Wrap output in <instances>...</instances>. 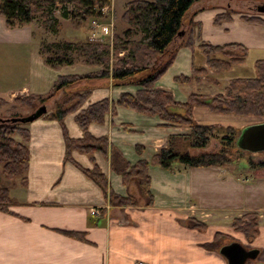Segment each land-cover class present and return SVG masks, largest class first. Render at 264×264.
Returning <instances> with one entry per match:
<instances>
[{
  "label": "crops",
  "instance_id": "crops-1",
  "mask_svg": "<svg viewBox=\"0 0 264 264\" xmlns=\"http://www.w3.org/2000/svg\"><path fill=\"white\" fill-rule=\"evenodd\" d=\"M116 1L111 0L114 7ZM221 12L224 9L219 7L190 17L196 23L194 48L181 46L184 34L179 37L174 57L155 83L156 88L170 91L179 102L192 93L186 88L195 81L178 83L176 78L189 76L193 64H205L199 47L204 41L203 24L215 31L214 45L238 42L226 38H232V32H240L255 39L258 48L264 47V27L233 16V20L216 24L214 16ZM37 22L32 20L9 30L0 17V44L9 41L11 35L27 52V76L18 74V70L11 73L21 79L22 94L42 95L50 91L59 75L86 74L98 69L80 62L55 67L45 64L39 41L31 35ZM188 24L183 23L184 33ZM238 39L246 44L241 37ZM180 47L187 49L179 50ZM200 52L202 56L197 57ZM138 89L132 82L114 84L110 80L76 86L88 96L77 110L64 117L63 125L70 137H82L76 113L107 98L111 109L101 123H90L88 132L93 137H107L108 156L99 151L85 154L72 150L71 159L67 160L62 123L40 117L25 126L29 132L28 168L23 182L8 187L11 199L4 209L0 208V264H227L219 247L205 249L203 243L217 232L229 234L232 220L249 212L259 213V235L264 242V167L248 166L235 171L228 166L173 164L164 169L152 165L148 170L149 202H110V192L135 196L136 185H124L121 175L111 168L110 147L134 165L140 160L150 161L160 148L167 146L171 135L188 133L185 128L164 125L158 116L117 105L121 94H135ZM74 162L84 168L98 166L107 178V192L87 178ZM88 207H97L99 214L91 215ZM189 218L204 223L205 230L187 226ZM66 231L77 232L81 237ZM256 248L260 253L264 251L260 246Z\"/></svg>",
  "mask_w": 264,
  "mask_h": 264
},
{
  "label": "trees",
  "instance_id": "trees-1",
  "mask_svg": "<svg viewBox=\"0 0 264 264\" xmlns=\"http://www.w3.org/2000/svg\"><path fill=\"white\" fill-rule=\"evenodd\" d=\"M202 1L204 0H131L127 3V8L121 16L128 27L121 34H114L111 42L102 40H91L84 43L57 41L41 45L40 53L45 55L44 61L51 67L73 64L76 56L81 57L83 61H92L98 65L97 70L86 74L59 75L47 94L28 97L31 102L30 106L36 108L40 104H45L47 99L66 92L63 102L55 104V108L48 110L42 117L55 119L62 123L67 160L71 159L72 150L85 154L99 151L108 156L107 137H93L88 132L90 123H101L106 113L111 109L112 104L107 98L96 101L76 113V123L83 133L80 138H72L68 135L63 125V119L68 113L77 110L88 96V92L76 90L77 85L82 82L110 80L114 84L132 82L139 86L135 94H121L117 105L142 114L156 115L162 119L166 126L187 127L189 130L186 135L184 134L185 136L171 135L168 138L167 146L160 148L150 161L140 160L134 165H130L120 151L110 147L111 168L121 175L124 185L136 184L148 202L151 200L148 170L152 165L168 169L173 164L187 167L230 164L233 149L237 147L235 145V129L232 126H227L224 133L217 137L215 125L194 121L193 109L195 106H204L218 113L263 117L264 58L255 60L253 76L233 78L227 85L225 94L209 97L192 93L184 102H179L169 91L155 87V83L174 57L178 33L182 30L186 13L194 4ZM98 3L102 6L110 4L111 0H0V16L4 18L9 27L21 26L32 20H37L42 23L47 32L56 34L60 26V21L55 15L56 5H62L61 16L63 18L70 16L66 10V4H71L75 9L81 11L86 10L87 15L101 17L103 12L101 7L100 9L96 8ZM231 14L230 10L227 13L217 14L214 22L219 24L224 20L230 21ZM243 20L249 24L264 27V19L261 17L243 15ZM195 28L196 23L190 20L180 42L181 46L194 48V39L197 36ZM137 34H140L141 37L136 41H130L131 37ZM80 47H85V49L81 50ZM199 47L206 55L208 65L213 69H230L232 65L241 64L246 59V50L240 43L214 45L200 42ZM239 48L243 50L242 54L236 52L235 49ZM111 50L115 53L113 54L115 55L114 63L110 61ZM119 51L126 52L127 56L119 57ZM218 54H221L222 57ZM225 57L227 58L225 59ZM192 72L193 74L203 73L204 68L193 64ZM176 80L186 83L197 79L179 76ZM70 101L72 103L66 105ZM15 135H18L19 139ZM216 137L219 140V148L216 151H205L198 154L184 151L185 146L183 145L185 144L180 141L185 138L189 141L190 146L204 148L212 138ZM28 141L29 132L21 123H0V164L8 178H12L13 181L19 179L20 182H23L26 178L29 162ZM74 164L105 193L107 192V178L98 166L84 168L75 162ZM249 167L262 168L264 161L249 162ZM10 199L9 188H0L1 209L5 208L6 202ZM110 202L114 205H135L138 200L132 195L123 197L110 192ZM257 217V214L251 212L236 217L232 221L233 229L242 232L247 238H255L259 233ZM187 221L190 222L191 227L199 229L206 227L204 223L193 218H189ZM66 233L81 237V234L77 232L66 231ZM221 235L222 233L217 232L215 238L222 237Z\"/></svg>",
  "mask_w": 264,
  "mask_h": 264
},
{
  "label": "rangeland",
  "instance_id": "rangeland-1",
  "mask_svg": "<svg viewBox=\"0 0 264 264\" xmlns=\"http://www.w3.org/2000/svg\"><path fill=\"white\" fill-rule=\"evenodd\" d=\"M127 3L128 2H125V0L122 1L117 0L115 5L116 8L113 6V3L102 6H100V3H98L96 5V8L99 9V7H101V11L103 12L101 17L87 15L88 12L86 10L81 11L79 9H75V7L71 4H66L65 5L66 10L69 12L70 15L69 18H63L61 16L62 5L58 4L56 5V11H55V15L60 21L58 32L56 34H51L50 32L44 30L42 23L37 22L39 26L36 23L33 24V31H31V35L34 40L39 41L40 47L43 43H47V42L50 43L57 41L84 43L85 41L87 42L91 40H95V41L102 40V41L111 42L114 38V34H121L128 27L125 21H123V19L121 18L123 12L127 8ZM262 5H264V0H204L202 2H198L194 4L188 10L183 20L184 22L189 23L190 17L194 16V14L206 10L209 11L216 10L217 8L222 7L224 9V12L221 13H227V11L230 10L232 11L231 16H233L235 19L241 18L243 22L249 24L248 22L243 20V15L258 16L264 19V12L257 10V8ZM104 6H107V8L105 9ZM102 7H104L103 10ZM113 10H115L114 13ZM215 17L216 14L214 16V19ZM231 20H233L232 17ZM5 26L9 30H14L16 28H19V26L9 27L6 24ZM9 30H7V32H10ZM214 32L215 31H213L212 28L207 27L203 24V28L201 32L202 38L204 40L203 42L214 44L213 39L217 37V35ZM229 36H231L232 38H226L227 40L238 41L236 43H240L244 46L246 50L245 61L241 64L232 65L230 69H225V70L221 68L213 69L210 65H208L207 60L204 59L203 57L205 64H202L201 67L204 68V72L193 74V72L191 71V74L189 76H185L187 78L194 77L195 79H197L195 80L196 82L195 84L186 88V91L191 89L192 93L213 97L216 96L217 94H225V89L233 78L251 77L255 74L254 62L256 59L264 58V47L258 48L257 45H255L257 44L256 40L251 38L250 36L245 35V33L232 32V35ZM140 37H141L140 34L134 35L133 37H131L130 41H136ZM179 37H182V35L181 36L178 35L177 39H179ZM238 37H241L244 40L243 42H245L246 44L239 42L240 40L238 39ZM8 38L10 39L9 41L6 40V42L0 44V89H2V91H0V118L23 116L29 114L35 109L32 108V106H30L31 102L28 100V97L33 96V94H28V93L22 94L19 90L21 86V79L15 76L14 74L11 75L12 72L18 70V74L21 73L22 76L23 75L24 77L27 76L26 74L29 68V66L27 65L28 62L27 52L25 51L24 47L18 45V41L14 39L11 35H8ZM80 48L81 50L85 49V47L83 48L80 47ZM181 49L186 50L187 48L180 47L179 50ZM235 50L239 54L243 53V50H241L240 48ZM202 52L198 53L197 57L202 56L203 54ZM113 54L115 53L114 51L111 50L110 52L111 63H114L115 61V55ZM218 55L221 56V54ZM41 56L43 57L44 60L45 55L41 54ZM118 56L126 57L127 54L126 52L119 51ZM226 58L227 57H225V59ZM79 62L82 64H88L90 66H98L97 63H94L92 61H83L81 57L76 56L74 63H79ZM176 81L178 82V80ZM191 82L193 81L186 82L185 84H189ZM178 83H181V81H179ZM203 92H207L208 94L210 93L211 94L208 95L207 93H203ZM65 93L62 92L50 99H47L45 102L47 111L48 110L50 111L53 108H55V104L57 105L59 102H63ZM190 94H187L186 99ZM35 96H40V95H35ZM71 103L72 102L70 101L66 105H70ZM182 111L184 113V110ZM193 119L197 123L215 125L217 128L216 131L217 137L221 136L224 133V130L227 126H232L235 129L236 132L235 138H236V136L239 134L240 130L244 126L252 123L262 122L264 121V116L263 117H256L251 115L237 116L230 113L213 112L204 106H195L193 109ZM27 124L28 123L22 124V126L25 127ZM179 128H185L186 131L189 132L187 127H179ZM185 135L182 134L181 136H185ZM15 137L19 139L18 135H15ZM217 137L212 138L208 143V145L204 148H194L190 146L189 141L185 138L181 139L180 141L185 144L183 145L185 146L183 148L184 151L190 154H198L205 151H216L219 148V144H218L219 140ZM230 160L231 162L229 165H222V166H228L231 170L234 169L235 171H238L240 168L242 169L248 167L249 162L258 163L264 161V151L259 153H251L247 151H242L236 147V149H233V154L231 155ZM85 176L87 177V175ZM0 177H1L0 188H6V187L11 188L12 185H19V179H14L13 181L12 178H8L1 164H0ZM134 188H135V196L132 194L131 195L134 196L136 199L139 200L141 199V202H144L146 196L141 192V190L137 187V185H135ZM93 209H95V207H88L89 213L91 215H98L99 213H95V214L92 213ZM251 213H255L259 217L258 212H251ZM186 225L190 227L191 224L190 222L187 221ZM204 230L205 228L201 229V231ZM221 236L222 237H216V238L215 236L211 237V240L207 241L206 243H203V247L205 249H210V248L215 249L216 247H219V245L226 244L231 240H237L243 244H246L248 248L254 246L256 247L260 246L261 250L262 251L264 250L263 249L264 242L263 239H261L259 233L256 236L259 238L258 241L256 240V237L247 238L244 236L242 232L235 231L234 229L229 231V234L222 233ZM207 244L208 246H206ZM258 258L264 261V251L259 254ZM248 264H254V263L250 261Z\"/></svg>",
  "mask_w": 264,
  "mask_h": 264
},
{
  "label": "water",
  "instance_id": "water-1",
  "mask_svg": "<svg viewBox=\"0 0 264 264\" xmlns=\"http://www.w3.org/2000/svg\"><path fill=\"white\" fill-rule=\"evenodd\" d=\"M257 10L264 12V5L259 6ZM178 34L183 35L184 31L181 30ZM46 112V105L40 104L29 114L0 118V123H31L42 117ZM235 145L240 150L251 153L264 151V121L244 126L235 138ZM218 251L226 259L227 264H248L250 261L254 264H264V261L258 258L260 254L259 248H248L237 240H231L221 245Z\"/></svg>",
  "mask_w": 264,
  "mask_h": 264
},
{
  "label": "built area",
  "instance_id": "built-area-1",
  "mask_svg": "<svg viewBox=\"0 0 264 264\" xmlns=\"http://www.w3.org/2000/svg\"><path fill=\"white\" fill-rule=\"evenodd\" d=\"M104 7H105V9L107 8V6H104ZM104 7H102V10H103ZM99 9H100V7H99ZM92 213L93 214L99 213V209L97 207H95V209L92 210ZM137 264H143V262L138 261Z\"/></svg>",
  "mask_w": 264,
  "mask_h": 264
}]
</instances>
